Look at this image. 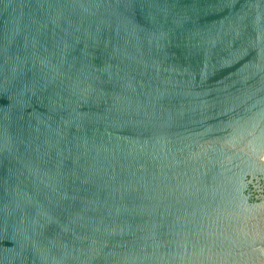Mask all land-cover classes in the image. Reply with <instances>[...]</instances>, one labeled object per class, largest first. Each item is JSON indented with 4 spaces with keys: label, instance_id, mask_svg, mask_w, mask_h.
Returning <instances> with one entry per match:
<instances>
[{
    "label": "water",
    "instance_id": "obj_1",
    "mask_svg": "<svg viewBox=\"0 0 264 264\" xmlns=\"http://www.w3.org/2000/svg\"><path fill=\"white\" fill-rule=\"evenodd\" d=\"M264 0H0V264H264Z\"/></svg>",
    "mask_w": 264,
    "mask_h": 264
},
{
    "label": "flooded vegetation",
    "instance_id": "obj_2",
    "mask_svg": "<svg viewBox=\"0 0 264 264\" xmlns=\"http://www.w3.org/2000/svg\"><path fill=\"white\" fill-rule=\"evenodd\" d=\"M250 180H252V183H250L247 194L250 196V202L255 203L260 201L264 195V176L262 174L258 175V177L251 176Z\"/></svg>",
    "mask_w": 264,
    "mask_h": 264
}]
</instances>
